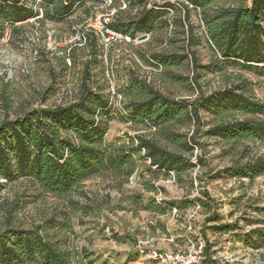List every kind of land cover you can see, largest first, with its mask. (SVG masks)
Returning <instances> with one entry per match:
<instances>
[{"label":"rangeland","instance_id":"obj_1","mask_svg":"<svg viewBox=\"0 0 264 264\" xmlns=\"http://www.w3.org/2000/svg\"><path fill=\"white\" fill-rule=\"evenodd\" d=\"M75 1L73 9L62 19L41 21L31 18L23 22L19 30L15 31L7 23L1 31L0 92L5 90L9 95L11 110L8 114L11 119L17 117L23 106L32 103L35 107L50 87L53 90L48 96H55L66 85L74 88L81 83L84 62L92 58L90 41L97 37L90 33L91 39L86 44L75 45L76 32L84 23L95 24L112 11L107 8L108 0ZM147 1V5L152 3L159 10L153 15L149 29L138 32L137 40L129 46L144 62L152 51L163 48L188 54L195 51L202 66L209 65L215 57L221 59L220 51L209 36L208 22L201 7L190 4L189 0ZM114 3L118 8L122 0H114ZM25 4L37 9L48 7L45 0H26ZM241 5L250 7L252 0L214 1L207 12L213 17L218 7ZM166 8L173 11H165ZM190 26L194 27L193 34L189 31ZM192 35L194 44L189 42ZM97 42L98 64L93 67L92 83L95 91L107 95L101 61L103 45L101 40L97 39ZM66 55L73 60L71 68L66 66ZM26 66L30 69L29 73L24 72ZM52 71L57 76L55 80ZM133 71L139 75L134 61L127 59L120 63L117 71L127 105L145 95L143 87L133 79ZM172 74L182 75L186 80L174 82L170 78ZM193 74L190 56L183 64L166 72L164 70L161 91L177 100L185 99L190 104L201 95L207 97L216 92H220L218 96L222 98L227 89L247 80L250 96L264 103V63L252 70L233 65L217 72L201 69V88L195 86ZM6 115L0 100V123ZM200 115L203 123L197 134L200 144L195 145L193 154H186L197 165L181 177L175 174L173 179L170 173L150 168L141 154L137 156L138 178L135 185L129 181L122 183V179L109 174L93 177L73 193L72 198L80 203L76 206L67 200L39 193L30 180L16 177L0 188V230L7 223L6 205L19 199L22 208L14 214L15 225L32 231L37 225L41 226V235L56 241L68 251L73 264H159L141 253V241H149L147 247L163 251H200L199 264L205 245L201 229L206 211L196 201L193 205L185 201L203 195L207 189L218 202L216 210L222 215V222L234 224L229 232L208 230L207 238L213 243L214 259L218 264H264V249L247 241L249 236H245L254 227L251 223L257 217L254 203L264 205V175L254 180H238L221 174L235 162L245 163L258 156L264 157V143L247 141L234 145L206 135V131L222 119L264 120V113L243 115L223 106L214 110L201 108ZM107 126V145L121 144L132 135H146L171 149L184 150L182 146L170 145L163 140L160 130L148 132L150 126L147 124L135 123L130 127L112 117ZM195 127L194 122L188 120L186 111L170 125L173 131L184 135L193 134ZM198 159L203 162L199 163ZM147 187H154L155 190L150 193ZM138 197L142 199V204L136 202ZM12 264H35V261L18 259Z\"/></svg>","mask_w":264,"mask_h":264},{"label":"trees","instance_id":"obj_2","mask_svg":"<svg viewBox=\"0 0 264 264\" xmlns=\"http://www.w3.org/2000/svg\"><path fill=\"white\" fill-rule=\"evenodd\" d=\"M25 1L0 0L1 31L7 23L15 31L19 30L22 24L17 23L39 16V11L33 6L26 5ZM126 1L129 2L128 8L122 10L119 5L109 27L135 38L138 32L149 29L153 15L159 9H149L146 0ZM214 1L218 0H189L190 4L203 9L204 19L208 22L209 36L220 51L221 59L215 57L209 65L202 66L195 51L188 54L166 51L163 48L152 51L149 55L150 59L164 67L165 72L171 67L183 64L191 56L194 71L192 80L198 88H201L199 83L201 69L217 72L223 71L228 65H233L252 70L258 64L264 63V0H252L250 7L242 5L218 7L215 9L217 14L210 17L207 8ZM45 2L48 7L43 9V17L38 18L41 21L62 19L76 3L75 0ZM116 7L113 0L110 9ZM193 28L190 26L191 34ZM90 42L92 58L84 62L77 103L50 109L36 108L29 103L20 109L16 118L11 119L8 114L11 110L9 95L5 90L0 92V100L3 101V108L7 113L0 123V178L7 182L16 177L26 178L35 185L39 193L67 200L76 206L80 203L72 198L73 193L93 177L109 174L122 179V183L127 182L138 168L137 156L141 155L143 149H145L143 157L151 160L150 168L156 167L166 174L174 172L181 177L196 167L197 164L186 154H193L195 145L200 144L197 134L203 127L201 108L214 110L225 106L243 115L264 113V103L250 96L247 80L227 89L222 98L218 96L220 92H216L207 97L201 95L188 104L185 99L177 100L164 94L142 80L139 75H135L133 71V79L143 87L145 93L142 99L131 101L128 105L134 124L155 127V131L162 132L163 140L170 145L182 146L184 150L171 149L156 138L146 135L130 137L128 142L118 145H107L109 98L104 93L94 90L92 81L93 67L98 64L97 38H92ZM189 42L195 43L193 35ZM52 75L55 80L57 76L54 71ZM170 78L174 82L186 80L179 74H172ZM51 90L53 87L47 89L42 96L43 99L48 97ZM98 111L101 115L99 120L96 118ZM185 111L188 120L194 122L196 126L191 135H184L170 128L174 120ZM206 135L221 138L226 143L234 145L247 141L264 143V120L222 119L210 127ZM198 162L203 161L198 159ZM224 173L238 180L245 178L254 180L264 175V157L258 156L245 163L235 162L221 174ZM4 186L5 184L0 183V188ZM147 190L151 193L155 189L147 187ZM202 194L185 201L189 205L196 201L206 211L204 226L201 229L205 245L199 264H218L217 259H214L213 243L207 238V232L213 229L229 232L233 230L234 224L222 222L223 217L216 210L218 202L211 197L207 189ZM136 202L142 204L143 201L138 197ZM21 206L22 201L16 199L5 207L7 223L5 228L0 230V262L12 264L22 259L35 261V264H73L68 251L62 249L56 241L41 235V226L37 225L32 231L15 225L14 214L22 208ZM254 208L257 214L251 223L254 227L245 236H249L247 241L264 249V205L255 202ZM53 221L54 219L51 220Z\"/></svg>","mask_w":264,"mask_h":264},{"label":"built area","instance_id":"obj_3","mask_svg":"<svg viewBox=\"0 0 264 264\" xmlns=\"http://www.w3.org/2000/svg\"><path fill=\"white\" fill-rule=\"evenodd\" d=\"M41 1V0H39ZM108 9L111 13H107L105 18L102 21L96 22L93 24L92 22L84 23L78 30L75 38V45H84L88 42L89 34L94 33L97 39L101 40L103 45V54L101 55V61L104 64V74L107 82V97L109 98V115L108 118L110 120L112 117H115L125 123L127 126L132 127L134 125V118L131 114V111L128 109V105L126 103L125 95L120 89L119 85V77L117 76V71L120 63L127 59L128 61H134L136 69L139 72V77L146 81L148 84L154 86L156 89L161 90L163 80L162 75L164 72V67L158 63L150 59L148 56V60L144 62L137 53L131 51L129 46L137 40L138 36L135 38L131 37L127 33L118 32L112 30L109 27V23L113 20L117 12V8L110 9L113 0H108ZM129 2L126 0H122V5H120V9L128 8ZM36 11H39V16L34 17L35 20H39L38 18L43 17V9H37L33 6ZM149 9L157 8L156 5L149 3L147 5ZM170 11H173L172 8H166ZM107 16V17H106ZM25 22V21H24ZM24 24L23 22L17 23V25ZM1 33V29H0ZM143 36H146L144 34ZM114 49V50H113ZM66 61L67 67H72L73 60L69 55L64 57ZM151 61V62H150ZM24 72L29 73L30 69L26 66L24 68ZM82 80V77H81ZM62 93L55 94V96H48L46 99H40L37 101L35 107L41 109H50L56 108L58 106H67L71 104H75L79 101L80 94V84H77L74 88L66 85L61 90ZM96 118L99 120L101 118L100 112L96 113ZM155 127H150L148 132L155 131ZM144 132V130H143ZM147 132V131H145ZM137 135H132L130 137H136ZM127 138V141L130 139ZM136 144L138 141L135 138ZM142 155H145V149L141 151ZM147 162L150 164L151 160L146 158ZM156 168V167H152ZM171 177L175 179V173L170 172ZM138 178V168L136 171L130 176L129 182L132 185H135ZM6 180L0 178V183L5 184ZM149 241H141V253L148 255L150 258L157 261L159 264H197L201 257L200 251H192L182 253L180 251H163L156 249L155 247H147ZM145 248V249H143Z\"/></svg>","mask_w":264,"mask_h":264}]
</instances>
